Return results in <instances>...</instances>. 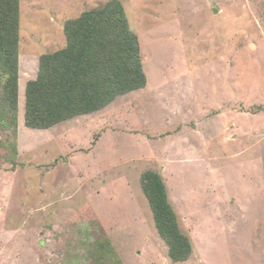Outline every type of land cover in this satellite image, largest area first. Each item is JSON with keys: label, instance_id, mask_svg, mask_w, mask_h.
<instances>
[{"label": "rangeland", "instance_id": "obj_1", "mask_svg": "<svg viewBox=\"0 0 264 264\" xmlns=\"http://www.w3.org/2000/svg\"><path fill=\"white\" fill-rule=\"evenodd\" d=\"M109 1L20 0L17 123L0 124V264H92L99 241L122 264H264V0H120L147 86L47 130L25 126L40 57L66 46V21ZM149 170L193 245L186 262L158 234Z\"/></svg>", "mask_w": 264, "mask_h": 264}, {"label": "trees", "instance_id": "obj_2", "mask_svg": "<svg viewBox=\"0 0 264 264\" xmlns=\"http://www.w3.org/2000/svg\"><path fill=\"white\" fill-rule=\"evenodd\" d=\"M64 34L66 46L42 55L36 79L26 84L27 128L47 130L93 114L118 97L147 86L139 39L130 28L120 0H110L66 21ZM20 43V0H0V76L5 79L0 93L3 126L11 121L17 123ZM141 185L158 234L169 247V258L173 262L188 261L194 248L181 231L162 177L152 170L146 171ZM93 248L92 264H101L100 260L108 256L114 260L111 264H122L108 242L99 241Z\"/></svg>", "mask_w": 264, "mask_h": 264}, {"label": "crops", "instance_id": "obj_3", "mask_svg": "<svg viewBox=\"0 0 264 264\" xmlns=\"http://www.w3.org/2000/svg\"><path fill=\"white\" fill-rule=\"evenodd\" d=\"M20 75H21V70H20ZM38 75V74H37ZM20 78H21V76H20ZM36 79V78H35ZM27 84V83H26ZM19 85H20V83H19ZM25 90H26V86H25ZM19 93H20V89H19ZM24 93H25V91H24ZM112 104V103H111ZM83 116H86V115H83ZM79 117H82V116H79ZM76 118H78V117H76ZM75 119V118H74ZM70 121V120H69ZM61 124V123H60ZM59 125V124H58Z\"/></svg>", "mask_w": 264, "mask_h": 264}]
</instances>
